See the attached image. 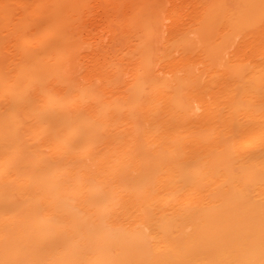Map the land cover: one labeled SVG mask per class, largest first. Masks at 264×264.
Returning <instances> with one entry per match:
<instances>
[{
    "label": "bare ground",
    "instance_id": "obj_1",
    "mask_svg": "<svg viewBox=\"0 0 264 264\" xmlns=\"http://www.w3.org/2000/svg\"><path fill=\"white\" fill-rule=\"evenodd\" d=\"M0 264H264V0H0Z\"/></svg>",
    "mask_w": 264,
    "mask_h": 264
}]
</instances>
